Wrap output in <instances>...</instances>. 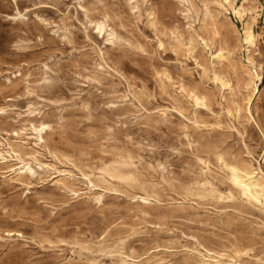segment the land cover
Segmentation results:
<instances>
[{
    "label": "rangeland",
    "instance_id": "1",
    "mask_svg": "<svg viewBox=\"0 0 264 264\" xmlns=\"http://www.w3.org/2000/svg\"><path fill=\"white\" fill-rule=\"evenodd\" d=\"M262 2L234 1L256 15L253 90L250 14L215 0H0V141L49 165L0 164V264H213L203 247L264 264V201L219 159L264 181ZM103 16L117 39L96 32Z\"/></svg>",
    "mask_w": 264,
    "mask_h": 264
},
{
    "label": "bare ground",
    "instance_id": "2",
    "mask_svg": "<svg viewBox=\"0 0 264 264\" xmlns=\"http://www.w3.org/2000/svg\"><path fill=\"white\" fill-rule=\"evenodd\" d=\"M187 1V0H184ZM235 0H215L216 4L225 12L228 10H232L235 16L241 20H245V16L250 14L248 19L243 23L242 32L239 34V41L245 45V49L247 51V61L248 65L250 64L252 70L249 69L248 76L251 86L253 90L257 88L258 83L256 81L261 82L262 80V67L257 63L255 57L253 55L257 54L254 50L257 49V41L258 36L253 30L252 23L254 22L256 15H254L251 9L248 6L243 4L239 5L238 7L234 5ZM262 6L264 7V0L262 2ZM186 12H190V7H185ZM207 10V7H206ZM86 14L87 10L85 9ZM19 13V12H18ZM210 17V16H209ZM212 19V18H211ZM94 24V28L96 32L101 36L104 34L107 36L108 41H112L113 39H117V33L112 26H109L107 22V17L103 16L101 18H97L92 21ZM50 33V32H49ZM161 44V42H160ZM242 46V45H241ZM242 48V47H241ZM244 48V47H243ZM190 51H193V47L190 48ZM245 51V50H244ZM250 55L251 53H253ZM212 54V53H211ZM213 58L216 59H224L225 56L222 50H217V52L213 55ZM246 61V60H245ZM105 65V64H104ZM117 74V73H116ZM225 84V83H223ZM127 88V87H126ZM220 93V92H219ZM189 97L193 99L196 104L204 103V97L198 94L195 91H190ZM2 109V112L5 110ZM209 113V112H208ZM50 128V124L46 122L43 118L38 119L36 121L30 122V128L34 132V138L37 140L36 144L43 143L45 141L44 134ZM1 131V129H0ZM14 135L20 136V132L15 130ZM6 145V146H4ZM21 145H13L10 142L3 143L0 141V164H4L9 161H16L20 164L17 168V173L21 176H32L37 173V169L33 167L32 162H35L36 166L41 167L43 171H45V167L49 168L48 164L39 162L37 159L32 156L33 160L25 159L27 155L26 152L22 151ZM222 164L229 172V181L233 185L234 188L238 190V192L247 200L249 201H256L261 202L264 201V181L262 176H257L254 171H250L244 167H240L237 163H232L224 160L222 157H219ZM205 162V161H204ZM34 164V165H35ZM65 172V170H63ZM61 172V171H57ZM63 179V178H62ZM59 180V179H58ZM92 186L95 184L89 180ZM232 195V192H228V196ZM142 202L146 203L150 200L149 194L145 191L142 195L137 196ZM100 201V197L97 198ZM204 253L199 252L200 255L203 257L204 260L212 261L213 264H222L224 262L223 256L224 253L216 252L211 249L205 248ZM236 254H239V250H234Z\"/></svg>",
    "mask_w": 264,
    "mask_h": 264
}]
</instances>
